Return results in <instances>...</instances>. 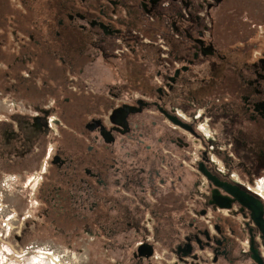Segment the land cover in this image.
Wrapping results in <instances>:
<instances>
[{
    "label": "flooded vegetation",
    "instance_id": "af4514ba",
    "mask_svg": "<svg viewBox=\"0 0 264 264\" xmlns=\"http://www.w3.org/2000/svg\"><path fill=\"white\" fill-rule=\"evenodd\" d=\"M0 215L21 260L264 264V0H0Z\"/></svg>",
    "mask_w": 264,
    "mask_h": 264
},
{
    "label": "rangeland",
    "instance_id": "374dc122",
    "mask_svg": "<svg viewBox=\"0 0 264 264\" xmlns=\"http://www.w3.org/2000/svg\"><path fill=\"white\" fill-rule=\"evenodd\" d=\"M18 250L17 245H5V218H1L0 215V264H35L31 256L21 260L16 252ZM40 264H47V262L43 261Z\"/></svg>",
    "mask_w": 264,
    "mask_h": 264
},
{
    "label": "built area",
    "instance_id": "2783aa9c",
    "mask_svg": "<svg viewBox=\"0 0 264 264\" xmlns=\"http://www.w3.org/2000/svg\"><path fill=\"white\" fill-rule=\"evenodd\" d=\"M34 262H35L36 264H40V263L42 262V259L40 258L39 260H37V259L34 258ZM47 264H60V263H58V262L55 261V260L49 259V261H47Z\"/></svg>",
    "mask_w": 264,
    "mask_h": 264
}]
</instances>
